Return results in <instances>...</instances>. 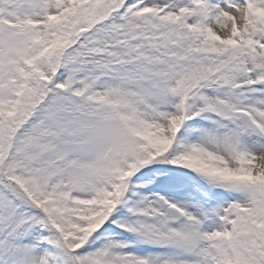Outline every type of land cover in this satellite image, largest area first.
Instances as JSON below:
<instances>
[{
    "label": "snow or ice",
    "instance_id": "6c2138e0",
    "mask_svg": "<svg viewBox=\"0 0 264 264\" xmlns=\"http://www.w3.org/2000/svg\"><path fill=\"white\" fill-rule=\"evenodd\" d=\"M0 264H264V0H0Z\"/></svg>",
    "mask_w": 264,
    "mask_h": 264
}]
</instances>
